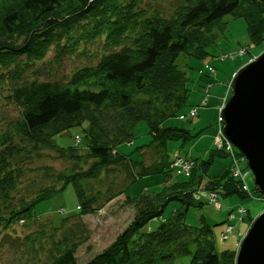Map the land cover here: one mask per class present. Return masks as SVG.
Returning <instances> with one entry per match:
<instances>
[{
	"label": "trees",
	"instance_id": "trees-1",
	"mask_svg": "<svg viewBox=\"0 0 264 264\" xmlns=\"http://www.w3.org/2000/svg\"><path fill=\"white\" fill-rule=\"evenodd\" d=\"M228 15L246 20L254 44L264 40V0H0V93L6 91L19 110L0 127L2 249L26 256L19 264H81L77 251L91 237L84 218L126 195L138 179L160 174L159 190L126 195L134 217L85 264L236 263L237 250L217 253L212 227L189 225L186 214L190 206L207 202L195 198L201 185L218 195L263 196L254 186L245 188L233 175L228 152L216 146L208 157L191 160L190 176L176 179L168 142L196 134L163 124L179 116L189 95L188 76L177 57L205 58L218 37L214 26L222 31ZM50 54V64L59 67L72 56L85 61L62 78H43L49 69L41 65ZM85 121L84 149L78 146L81 138L75 146L53 142ZM140 121L148 123L152 140L138 147L141 160H133L117 147L133 141ZM44 150L69 165L34 168ZM216 157H228L229 164L206 179ZM35 170L39 178H29ZM69 183L78 211L59 225L41 221L35 206ZM170 201L176 205L166 217ZM152 220L157 224L150 225ZM18 225L30 232L18 235Z\"/></svg>",
	"mask_w": 264,
	"mask_h": 264
},
{
	"label": "rangeland",
	"instance_id": "rangeland-1",
	"mask_svg": "<svg viewBox=\"0 0 264 264\" xmlns=\"http://www.w3.org/2000/svg\"><path fill=\"white\" fill-rule=\"evenodd\" d=\"M223 21L226 27L222 31L218 30L219 26H214L213 33H218V37L207 47L208 55L205 58L192 57L186 53H181L177 57L176 61L179 68L185 70L188 76L189 95L187 104L179 116L170 117L163 124L188 128L196 135L186 141L180 139L168 142L167 153L172 161L177 155L187 157L192 161L195 159L199 161V159L208 157L209 151L214 147V137L220 128V111L225 104V99H228L232 93L231 81L234 75L246 63L264 51V40L258 44L251 41L247 22L244 18L228 15ZM240 50H245V52L240 53ZM52 57L50 54L47 61L41 65L49 69L43 78H46L48 74L62 78L65 74H70L75 66L85 61V58L72 56L66 58L63 65L59 67L50 64L49 59ZM5 94L6 91L0 93V127H3L7 121L18 117L19 114L18 107ZM193 109L197 110V115L191 117L189 114ZM87 127V121L81 125L73 126L54 136L53 142L58 146L68 147L77 145V139L81 138L82 141L78 143V146L84 149L86 147L84 129ZM151 140L152 134L148 123L140 121L134 128L133 141L124 142L118 145L117 149L121 153L130 155L133 160H141L142 155L138 151V147L149 144ZM147 157L151 158L150 153H147ZM229 161L228 157H216L207 171L206 179L209 175H214L220 171L221 167ZM31 165L34 168L50 165L54 169H64L69 164L62 159L54 158L51 151L44 150L43 156L34 160ZM242 165L245 167L247 162ZM193 166L192 164V168ZM192 168L188 176L191 175ZM175 171L177 173L174 174L176 179L185 178L184 175H179L183 173L182 167H178ZM40 175V171L35 170L29 173V178L38 179ZM121 178L120 175L122 181ZM161 182L162 176L160 174L140 178L127 189L126 195L138 196L145 191H157L161 188ZM245 183L248 184L249 188L254 186V177L251 172L248 173ZM201 186L203 189L201 188L199 192L209 201L207 200L203 205L190 206L186 214V222L195 226H200L203 223L209 224L214 231L217 253L221 254L227 249L237 250L254 219L264 211V197L259 198L257 195L241 197L238 194L225 196L220 193L218 200L211 202L208 196L213 191L204 188L203 185ZM126 195L118 196L97 213L87 215L84 218L91 237L77 251L76 256L81 264L90 261L108 247L131 222L135 208L126 202ZM175 205L176 202L170 201L165 206L163 215L170 216ZM78 207L79 200L74 185L69 183L52 197L39 202L35 206V212L41 221L59 225L63 217L76 213ZM240 208L246 209V212L243 214ZM156 224L157 221L155 220L150 222L152 226ZM230 227L231 231L229 232ZM15 230L20 236L30 232L19 225L16 226ZM2 248L0 245V264H19L22 258L26 257H22L20 253L13 252L9 248Z\"/></svg>",
	"mask_w": 264,
	"mask_h": 264
},
{
	"label": "water",
	"instance_id": "water-1",
	"mask_svg": "<svg viewBox=\"0 0 264 264\" xmlns=\"http://www.w3.org/2000/svg\"><path fill=\"white\" fill-rule=\"evenodd\" d=\"M231 89L220 111L223 133L245 157L264 197V51L238 70ZM235 264H264V211L242 238Z\"/></svg>",
	"mask_w": 264,
	"mask_h": 264
},
{
	"label": "built area",
	"instance_id": "built-area-1",
	"mask_svg": "<svg viewBox=\"0 0 264 264\" xmlns=\"http://www.w3.org/2000/svg\"><path fill=\"white\" fill-rule=\"evenodd\" d=\"M245 50H240V53H244ZM227 100V98L225 99ZM226 102V101H225ZM191 117L196 116L197 115V110L193 109L190 114ZM219 131L217 133V135H215L214 137V146L218 147V148H224L228 154L230 155V159H231V163H232V168H233V175L242 180L243 183L245 184V188L248 189L247 184L245 183V179L248 175V173L250 172L249 169L245 170V168L243 167L242 164H244L246 162L245 157L243 156L238 157L236 151L238 150L224 135L223 133V119L221 118V116L219 117ZM192 161L187 159L184 156L181 155H177L174 159L173 162V166L177 169L178 167H182V172L185 175H189L190 170L192 168ZM203 195L201 194V192H197L195 194V198L196 199H200L202 198ZM208 198L210 199L211 202H216L218 200V194L216 192L213 191V193L210 194V196H208ZM241 212L244 214L246 212V209L244 208H240ZM229 232L231 231V227L228 230Z\"/></svg>",
	"mask_w": 264,
	"mask_h": 264
},
{
	"label": "crops",
	"instance_id": "crops-1",
	"mask_svg": "<svg viewBox=\"0 0 264 264\" xmlns=\"http://www.w3.org/2000/svg\"><path fill=\"white\" fill-rule=\"evenodd\" d=\"M228 164H229V162H228L227 164H225L223 167H221V169L224 168V167H225L226 165H228Z\"/></svg>",
	"mask_w": 264,
	"mask_h": 264
}]
</instances>
